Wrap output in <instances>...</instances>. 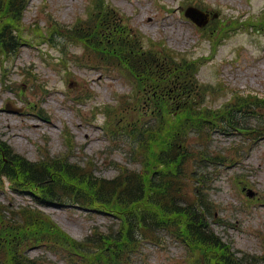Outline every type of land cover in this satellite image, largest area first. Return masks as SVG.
I'll return each mask as SVG.
<instances>
[{"label":"rangeland","instance_id":"374dc122","mask_svg":"<svg viewBox=\"0 0 264 264\" xmlns=\"http://www.w3.org/2000/svg\"><path fill=\"white\" fill-rule=\"evenodd\" d=\"M101 1L116 9L109 19L111 27L132 31L140 39L136 43L159 54L170 52L178 60L193 61L201 86L213 84L207 94L211 106L228 101L233 91L256 94L258 104L264 106V33L241 23L264 17V0ZM27 5L17 29L13 28L20 40L15 53L0 57V137L37 162L59 157L79 165L86 162L105 177L115 176L118 164L137 168L123 125L141 118V96L132 97L126 72L113 58L103 59L80 35L102 41L98 29L90 27L95 0H29ZM189 5L217 11L227 19V29L235 27L210 39L209 30L204 32L185 16ZM215 24L217 20L208 25ZM242 122L250 132L226 130L213 136L208 149L213 162H204L199 175L215 213L216 231L234 250L260 255L264 252V115ZM194 167L190 162L189 168ZM188 188L193 194V181ZM29 205L42 209L78 240L94 227L106 231L116 223L111 214L91 212L72 202L39 205L30 193L15 190L6 177L1 178L0 206L8 210L0 215L11 221ZM161 238L160 245L143 241L134 264H191L181 242L166 232ZM19 249L30 257L40 256V264H72L56 251L29 242Z\"/></svg>","mask_w":264,"mask_h":264},{"label":"trees","instance_id":"16d2710c","mask_svg":"<svg viewBox=\"0 0 264 264\" xmlns=\"http://www.w3.org/2000/svg\"><path fill=\"white\" fill-rule=\"evenodd\" d=\"M25 1L10 0L5 6L1 0L0 11L13 8L14 14L21 15ZM7 27L3 25L2 31ZM116 50H121L120 57L138 75L137 86L145 92L146 105L141 110L148 120L134 122L131 131L141 168L122 167L113 178L99 177L64 158L33 162L0 141V173L42 202L72 200L110 211L120 218L119 228L94 231L78 241L43 211L28 207L22 211L23 220L0 230V247L6 253L0 264H37L19 249L25 242L74 252L84 258L82 264H134L131 257L141 243L160 241L162 232L188 246L192 264H264V253L240 254L214 230V213L202 197L200 179L194 198L187 194L188 176L196 173L188 171L189 162L198 161V155L207 160L206 152L194 151L190 135L215 131L220 124L197 105L200 91L184 80L191 74L188 68L173 65L167 57L132 42L122 43Z\"/></svg>","mask_w":264,"mask_h":264}]
</instances>
